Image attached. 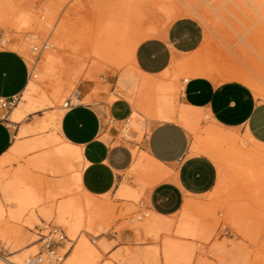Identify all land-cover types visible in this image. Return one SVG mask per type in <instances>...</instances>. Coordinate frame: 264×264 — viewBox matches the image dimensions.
Returning a JSON list of instances; mask_svg holds the SVG:
<instances>
[{"label": "rangeland", "instance_id": "1", "mask_svg": "<svg viewBox=\"0 0 264 264\" xmlns=\"http://www.w3.org/2000/svg\"><path fill=\"white\" fill-rule=\"evenodd\" d=\"M134 1H136V5H139L140 8L144 9H141L142 11L140 10V14L142 15L141 22L143 18L147 17L144 19V22H142V24H144L142 25L143 30L145 28L146 31L147 27L149 29V27H151L150 25H154L152 27L155 30V35L164 31L171 22L169 14L167 15L170 11L169 5L172 4L174 5V9H178L180 6L181 8L182 6L185 8V6H188L189 4L191 6L194 5L193 7L196 11L199 10L198 12H188L181 15L197 19L202 25L204 35L202 43L198 49L192 54L186 55L180 59H187L194 56V54L198 58L195 56L193 57L195 63L192 67H190V69H179L177 66H173L174 68L171 67L172 69L170 68L168 75H165L167 78H164L165 81H168L169 83L171 82V84L175 86L177 85L176 88L178 89H176L173 95L175 96L173 100L176 98V102L175 100L173 101V105L176 106V108L181 106V103L178 101V92L182 85L181 80L194 77L190 73L192 70L195 71V75L197 76H204L217 81H225L226 79H229H225L228 71H232L234 74L237 71H242L248 78H250L249 80L254 82L256 85L257 92H259L257 93L256 91H253L255 95L264 99V86H262L264 85V0H259L260 2L258 0H164L163 2L162 0H158V2H156V0H154L155 2L152 0H140L141 2L139 0ZM134 1L7 0L5 2L4 0L3 3L0 1V48L17 50L26 58L30 69L29 81L31 79L35 81L36 86H38L37 89L39 90H37V93H45L44 95L51 100L52 92L57 87V83L61 85L63 84L67 91L69 84L67 82H70L71 80L69 77L72 78V75L74 73L76 74L78 71L74 80V89L69 88L68 92L64 91L67 94H63L64 96L62 95L59 101L55 102L52 98L54 104L52 102L51 105H45L43 108L27 115L21 123L12 126L13 134L15 136L16 133L25 125H28L29 127H36L41 121L46 120V125L44 127L40 129L36 128L34 131L26 133L21 137H13V142L21 143L26 151L23 150L24 152L21 151L23 153L20 154L15 153L11 157V162L9 161L2 164L0 167V173L5 175L7 181L12 179V175H14L18 169L25 167L26 164L30 163L29 161L40 158V156L46 155V153L47 155L51 153L54 146L50 144L39 145L34 148L31 147L32 149L29 147L32 143L34 144L36 140L38 141L39 139L47 138L52 135L54 131H56L57 123H54L52 119L57 115L64 113V101L68 97H75L76 91H80L82 98H92L87 103H103L107 105L117 99H128L129 101L132 97H135V95L137 96V94H140L136 88V82L138 78L141 77V74L134 67V61L126 59L122 63L123 65L119 64L118 61L116 64V60H110L106 57L107 54H109V49H107V46H104L110 41H113L109 39L111 33H117L119 24L122 25L121 22L123 23L122 17L120 18L118 17L119 15L116 14L117 21H114L116 20V18H113L115 16L114 12L116 13L117 10L122 9L124 6H127V4ZM159 1L162 2L163 6H166H164L165 8L162 10H166L168 8L169 11L166 10L167 13L162 11L160 8L158 9V7L161 6V2ZM144 2H147L150 6L148 7L147 3L145 4ZM149 3H154V6L152 5L153 7H151V4ZM176 5H179V7H176ZM163 6L161 8H163ZM126 8L127 7L124 9L126 10ZM149 8L154 10H150V13ZM18 9L30 11L31 13H35L38 17H42V21H44L45 26L47 25L48 27L46 26L42 28L37 25H32V27H30V25L29 29V27L21 25V23L19 24L18 21L15 22L12 16H14L13 12L16 13ZM145 10L147 11V14H145ZM204 13L206 14L204 15ZM151 14H153V17ZM162 14L163 16H166L162 17ZM9 15H11V18H9ZM202 15H204L207 19L205 20ZM51 16H53V18ZM50 17L51 19H49ZM102 18H105L106 20H103ZM164 19H166V23L162 21ZM49 20L50 22H48ZM113 26L115 28L114 31ZM57 31H59V35L54 33H57ZM262 31L263 33L260 35V32ZM105 32L106 34L104 35ZM30 33L36 41L38 50L33 51L30 47L31 45L27 43L31 37ZM62 38L63 42H60L62 41ZM3 39L8 40L6 46L2 42ZM55 40H58L60 47L58 44L55 48L48 46L42 47L45 43H52ZM259 43L260 45H258ZM11 44L24 45L28 55L30 54V57L27 56L25 52L13 48ZM104 47H106V49ZM28 51H30V53ZM100 51L102 54H100ZM48 53H50L51 59H53V56L56 54L54 58V69L59 67L58 69L60 70L58 71V69H55L57 73H54L57 75L52 74L49 76L51 78L44 77L42 75V72L44 71L43 69H45L44 60L48 56ZM103 56H105L104 58L106 60H103ZM60 65L65 67L61 68ZM41 67L43 69L40 72ZM58 72H60L59 75ZM228 73L231 75L230 72ZM257 73L259 74V77ZM33 74H36L37 76L34 77ZM240 74L242 75V73ZM54 75L60 78L57 82L55 81V78L57 77ZM52 76H54L53 80ZM76 77L78 79H76ZM93 89L94 92L98 89V92H95L96 95L94 93H90ZM39 94H37V96ZM92 95L95 96L93 97ZM37 96L35 95V97ZM23 99L22 94L18 95L10 108L3 109L4 115L9 114L15 107L20 105L24 101ZM74 102L77 103V101ZM149 119V115L141 112L139 115L135 116L131 122H128L126 119L119 122L117 126L118 133L115 137H113L115 142L112 143V145L124 143L126 150L129 153L130 163L126 169L119 172L118 184L112 192L101 195V197H93V200L96 202L98 201L101 206H106H102L100 209L101 218L98 219L99 222L97 221L89 232H85L86 238L88 239L89 244L91 243L90 246L95 252L93 264H163L161 257H155L156 249L160 248L159 241L151 240V238H149V236L145 233L144 228L142 227L143 225L136 224L140 223V221L142 223L145 222L153 212L147 208L145 201L147 193L149 189H151V187H148L153 185L154 178L145 175L143 172H140L141 170H136L132 166L135 164L137 157L143 152L138 143L141 142L144 135L148 131L147 120ZM106 123L109 127L111 126L109 118L106 120ZM210 126H214L213 122L204 118L197 127L196 137L199 138L202 135V130L204 131V129ZM224 130L229 131V129ZM229 132L232 131L230 130ZM233 133H236L239 141V147L244 151L242 152L245 153L247 151V157L245 156L246 160L244 159L246 162L243 163L245 165H242L243 167L239 166V168L236 166L232 167L227 163L214 161L218 169V179L214 189L206 195L196 197L194 199L190 198L191 200L189 198L185 199L186 202L188 201L187 199H189L191 203H188L191 205L193 204V207L196 208L195 210L191 208V212H194V214H198L199 212V214H201L199 217L200 220H202L201 223H207L206 227L204 224V228L206 229V233H209V237L206 241L196 242L206 254L202 253V256L201 253H197L191 264H264V156L262 155L264 154V148L257 147L259 149H255L256 144L253 141L250 142L247 135H244L239 131ZM133 134L134 136L136 135V138L132 137ZM104 136L107 139H110V135L108 133ZM194 136L191 134L192 143L196 138ZM57 145L59 146L61 144ZM250 156L252 157L250 158ZM52 160L49 163L51 166H48L49 168L45 170L35 169L33 166L28 169V172H30L34 182L36 181L33 185L37 186L36 190H38L42 197L39 205L34 208V210L27 209L22 211L18 219L9 218L8 215L6 217L4 212L0 215V231L1 233L6 231L5 234L0 233V257L9 258L17 264H25V260L29 256L36 253L38 249H40L41 245H43V235H47L50 229L57 228L61 230L64 235H66V239L59 245L60 248L58 249L59 253L64 255L61 264L69 263L77 241L73 240V238H70L68 235V227L58 221L57 207L61 202L66 200L74 201L75 199L74 202H76L78 201V198L84 197L82 191L78 189L79 187L76 188L77 186L72 182L71 178L75 172L81 170L82 163L78 159L77 161L74 160L73 169L68 170L64 169L65 165L62 166L63 164L61 165L60 163V161H62V163L66 164L68 159L59 160L58 158L54 161L55 158H53ZM254 160L255 162H253ZM56 162L60 163V167H62L61 169H64V171L60 170V172L57 170L59 167ZM257 166L258 168H261L260 171L262 172L259 170L257 171ZM26 167L28 168L31 166L27 165ZM134 170L136 172H133ZM120 184L123 186L127 185L130 188L132 187L131 189H135L137 198L127 200V198L123 199L118 196L117 190ZM101 201L105 203L102 204ZM0 208L5 209L8 212L17 210L15 204L10 199L6 198L1 191ZM180 214L181 211L177 213V215L175 214L169 217L175 221L178 219ZM209 215L211 217H209ZM135 226L137 227L135 228ZM140 226L142 229H140ZM173 228L174 224L168 234L169 237L176 239L177 236ZM141 233L143 234V237ZM137 235L138 238H136ZM144 236L146 237L144 238ZM159 236V238L162 239L161 237L164 235L161 234ZM216 245H220L221 247L225 246L226 250L224 249L225 251L223 252L224 254L222 253V257L221 253L216 250ZM213 246L216 247L214 251ZM203 260H205V262Z\"/></svg>", "mask_w": 264, "mask_h": 264}, {"label": "bare ground", "instance_id": "2", "mask_svg": "<svg viewBox=\"0 0 264 264\" xmlns=\"http://www.w3.org/2000/svg\"><path fill=\"white\" fill-rule=\"evenodd\" d=\"M2 1V3L4 2V0H0ZM7 0H5L6 2ZM99 1V0H98ZM112 1V0H111ZM118 1V0H117ZM134 1V0H133ZM140 1V0H139ZM143 1V0H142ZM151 1V0H150ZM154 1V0H152ZM164 0H162L163 2ZM170 1V0H168ZM259 1V0H258ZM257 1V2H258ZM103 2V1H102ZM107 2V1H105ZM125 2V1H124ZM127 2V0H126ZM131 2L129 4H127V6H124L122 9L117 10L116 13L114 12V15H119L118 17H122V21L121 22L122 25L119 24L118 32L117 33H111L110 36V40H113L112 42L110 41L109 43L105 44L104 46H107V49H109V54H107V58L114 59L116 60V64L117 61L119 64L123 65L122 63L128 59V60H133V54H134V50L136 48V46L145 38L148 37H152L153 35H155L154 33V28L152 26L154 25H150L151 27L145 28L143 30V26L144 24H142V22H144V19L147 18H143L142 22H141V18L142 15L140 14V10L143 8H140L139 5H136L137 3ZM141 2V1H140ZM149 2V1H147ZM146 2V3H147ZM155 2V1H154ZM156 2H158V0H156ZM161 2V1H159ZM161 2V6L159 4L160 7H158V9L160 8L161 10L164 9L165 7L162 5ZM191 2V1H190ZM198 2V1H197ZM260 2V1H259ZM104 3V2H103ZM145 3V2H144ZM145 3V4H146ZM189 3V2H187ZM1 4V3H0ZM123 4V3H122ZM139 4V2H138ZM142 4V3H141ZM151 4V7H153L154 3H149ZM167 4V2H166ZM170 4V2H169ZM191 4V3H190ZM50 5V4H49ZM111 5V4H110ZM153 5V6H152ZM197 5V4H196ZM48 6V5H47ZM46 6V7H47ZM100 6V5H99ZM106 6V5H104ZM144 6V5H143ZM147 6L149 7L150 5ZM145 6V7H147ZM163 6V8H161ZM174 5H169V9H166L167 11H169V13H167L166 10H162L165 11V13H167V15L169 14L171 21L174 20L175 18L179 17V15H184L188 12H198L199 10H195V8L191 5L188 4V6H185V8L182 6L179 7V5H176V7L178 6V9H174L173 7ZM20 7V6H19ZM45 7V6H44ZM53 7V6H51ZM115 7V6H114ZM113 7V8H114ZM125 7L126 10L124 9ZM150 7V8H151ZM168 7V6H167ZM173 7V8H170ZM106 8V7H105ZM108 8V7H107ZM149 8V11L151 10ZM27 9V8H26ZM51 9V8H50ZM112 9V8H111ZM110 9V10H111ZM115 9V8H114ZM157 9V8H156ZM29 10V9H27ZM107 10V9H106ZM144 10V9H143ZM154 9H152L151 11H153ZM202 10V9H201ZM200 10V11H201ZM142 11V10H141ZM148 11V9H147ZM147 11L145 10V14H147ZM148 11V13H149ZM150 11V13H151ZM204 11V10H203ZM207 11V10H206ZM101 12V11H100ZM56 13V12H55ZM143 13V12H142ZM155 13V12H154ZM158 13V11H157ZM162 13V12H161ZM202 13V12H201ZM109 14V13H108ZM164 14V13H163ZM162 17L166 16L164 15ZM200 14V13H199ZM206 13H204L205 15ZM6 15V14H5ZM4 15V16H5ZM12 15V14H11ZM11 15H9L11 18ZM12 16L15 22H19V24L21 23V25L32 27V25L34 26H39V27H46L44 24V21H42V17H38L35 13H31L30 11H26L23 9H18L16 13L13 12ZM51 15V14H50ZM113 15V16H114ZM115 15V16H116ZM141 15V16H139ZM153 17V14H151ZM203 18L206 20L207 18L204 16ZM8 16V15H7ZM103 16V15H102ZM101 16V17H102ZM113 18H116L117 21V16ZM6 17V16H5ZM53 18V16H51ZM51 17L49 19H51ZM100 18V17H99ZM108 18V17H107ZM112 18V17H111ZM109 18V19H111ZM119 18V19H120ZM103 19V18H102ZM105 19V18H104ZM103 19V20H104ZM149 19V18H148ZM159 19V18H158ZM157 19V20H158ZM106 20V19H105ZM166 19L162 20L165 22ZM110 21V20H109ZM113 21V19H112ZM119 21V20H118ZM155 21V20H154ZM214 21V20H213ZM9 22V21H8ZM47 22V21H46ZM50 22V20L48 21ZM100 22V21H99ZM147 22V21H146ZM158 22V21H156ZM161 22V19H160ZM167 22V21H166ZM165 22V23H166ZM49 24V23H48ZM104 24V23H103ZM113 24V23H112ZM157 24V23H156ZM209 24V23H206ZM212 24V23H211ZM218 24V23H217ZM105 25V24H104ZM107 25V24H106ZM148 25V24H147ZM121 26V27H120ZM149 26V25H148ZM210 26V25H209ZM212 26V25H211ZM29 27V29H30ZM48 27V26H47ZM98 27V26H97ZM114 28V26H113ZM160 28V27H159ZM215 28V27H214ZM17 29V28H16ZM53 29V28H52ZM104 29V28H103ZM262 29V28H260ZM19 30V29H18ZM21 30V29H20ZM107 30V29H106ZM115 30V28L113 29V31ZM263 30V29H262ZM43 31V30H42ZM96 31V30H95ZM264 31V30H263ZM260 32V35L261 33ZM44 32V31H43ZM59 31L54 32L56 35L58 34ZM97 32V31H96ZM100 32V30H99ZM102 32V31H101ZM111 32V29H110ZM133 32V33H132ZM103 33V32H102ZM99 34V33H97ZM106 34V32L104 33V35ZM132 34V35H130ZM160 34V33H159ZM59 35V34H58ZM95 35V34H93ZM92 35V36H93ZM110 35V33H109ZM257 35V34H256ZM30 38H29V42H27L29 45H31L30 47L32 48L33 46L35 47V50H38V46L36 45V41L35 39H33L31 33H30ZM103 36V35H102ZM206 36V35H205ZM263 36V35H262ZM51 37V36H50ZM60 37V36H59ZM96 37V36H95ZM106 37V36H105ZM253 37V36H252ZM251 37V38H252ZM259 37V36H258ZM35 38V37H34ZM97 38V37H96ZM255 38V37H254ZM262 38V37H261ZM57 39V38H56ZM61 39V37H60ZM95 39V38H93ZM263 39V38H262ZM59 40V39H58ZM58 40L55 42H48L45 43V47H52L55 48L58 44ZM254 40V39H253ZM10 41V40H9ZM94 41V40H93ZM5 46L8 43L7 39H3L2 41ZM47 42V41H46ZM63 42V38L62 41ZM95 42V41H94ZM104 42V41H103ZM2 43V44H3ZM10 43V42H9ZM12 43V42H11ZM116 43V44H115ZM249 43V42H248ZM63 44V43H62ZM255 44V43H254ZM264 44V43H263ZM60 47V44H58ZM257 45V44H256ZM260 45V43L258 44ZM11 46L13 48L19 49L22 52H25L27 54V56L30 57V54L28 55L27 51H26V47L24 45H18V44H11ZM253 46V44H252ZM94 47V45H93ZM255 47V46H254ZM29 48V47H28ZM99 48V47H98ZM106 49V47H104ZM263 49V48H262ZM33 50V49H32ZM96 50V49H95ZM103 50V49H102ZM255 50V49H254ZM261 50V49H260ZM34 51V50H33ZM104 51V50H103ZM30 53V51H28ZM101 52V51H100ZM195 52V51H194ZM98 53V51H97ZM106 53V52H105ZM248 53V52H247ZM264 53V52H263ZM102 54V52L100 53ZM104 54V53H103ZM47 56V55H46ZM56 56V54H55ZM55 56H53L55 58ZM102 56V55H101ZM103 56V60L105 59ZM194 56L196 58H198L195 54ZM194 56H191L187 59H176L174 57L173 62L170 65V68H174L173 66H177L180 68H185V69H190V67H192V65L195 63L194 62ZM227 56V55H225ZM229 56V55H228ZM244 56V55H243ZM52 57V58H53ZM100 57V56H99ZM263 57V55H262ZM45 58V57H44ZM54 58L51 59L50 57V53H48V56L45 58V69H43L41 67L40 72L42 71V69L44 70L42 72V75L44 77H49L52 74H56L57 73V68L54 69ZM230 58V57H229ZM58 59V58H57ZM100 59V58H99ZM102 59V58H101ZM263 59V58H262ZM56 60V59H55ZM106 60V59H105ZM229 60V59H228ZM60 61V59H59ZM102 61V60H101ZM196 61V60H195ZM63 62V61H62ZM113 62V61H112ZM128 62V61H127ZM230 62V61H229ZM60 63V62H58ZM108 63V62H107ZM248 63V62H247ZM258 63V62H257ZM69 64V63H68ZM75 64V63H74ZM91 64V63H90ZM97 64V63H96ZM63 65V63H62ZM62 65L61 68L63 67ZM109 65V64H108ZM134 65V64H133ZM179 65V66H178ZM236 65V64H235ZM255 65V64H254ZM262 65V64H261ZM58 66V65H57ZM73 66V65H72ZM92 66V65H91ZM181 66V67H180ZM185 66V67H183ZM227 66V65H226ZM56 67V66H55ZM65 67V66H64ZM63 67V68H64ZM67 67V66H66ZM99 67V66H98ZM188 67V68H186ZM231 67V66H230ZM237 67V66H236ZM244 67V66H243ZM259 67V66H258ZM76 68V67H75ZM73 68V69H75ZM79 68V67H78ZM96 68V67H95ZM171 68V69H172ZM233 68V66H232ZM238 68V67H237ZM256 68V67H255ZM71 69V68H70ZM90 69V68H89ZM116 69V68H115ZM177 69V68H176ZM243 69V68H242ZM66 70V68H65ZM77 70V68H76ZM235 70V69H234ZM240 70V69H239ZM249 70V69H248ZM256 70V69H255ZM263 70V69H262ZM58 71H60L58 69ZM64 71V70H61ZM67 71V70H66ZM69 71V69H68ZM80 71V70H79ZM93 71V70H91ZM96 71V69H95ZM94 71V73H95ZM98 71V70H97ZM102 71V70H101ZM190 71V70H189ZM56 72V73H54ZM72 72V71H71ZM74 72V71H73ZM76 72V71H75ZM78 72V71H77ZM76 72V74H78ZM81 72V71H80ZM169 72V68L168 70L162 72L161 76H150L148 74H145L143 72H141V83L140 86L137 88L138 92L140 94H137V96L135 95V97H132V99L129 100V102L133 105V112L131 114V116L127 119L128 122H131L133 120V118L137 115H139L141 112L149 115V117L151 119H155V120H162V121H176L181 123L182 126H184V128H186L188 131L191 132V134H193L194 137H196V132H197V127L199 125V123H201V121L204 119V114L203 115L196 109L191 108L189 106L183 105L181 104V106L179 108H176V106L173 105V98L175 96L174 93L176 91V86L171 84V82L169 83L168 81H165L164 78L166 77L165 75H168ZM224 72V71H223ZM230 72L231 75L228 73ZM226 74V79L227 80H236L239 82H242L243 84H246L252 91H256L257 92V88L256 85L254 84V82H252L251 80H249L250 78L247 77L246 74H244V72L242 71H234L236 72L235 74L232 71H228ZM263 72V71H262ZM69 73V72H67ZM93 73V74H94ZM99 73V72H98ZM188 73V72H187ZM191 75L193 76H197L195 75V71H191L190 72ZM188 73V74H190ZM242 73V75L240 74ZM60 74V72H58V75ZM70 74V73H69ZM76 74L74 73L71 77H69L71 80L68 84V89H74L75 87V76ZM89 74V73H88ZM171 74V73H170ZM169 74V76H170ZM229 74V75H228ZM258 74V73H257ZM262 74V73H261ZM57 75V74H56ZM56 75H54L55 77H57ZM67 75V74H66ZM225 75V74H224ZM244 75V76H243ZM246 75V76H245ZM37 75L35 74V77ZM52 76V80L54 79ZM70 76V75H69ZM96 76V75H95ZM78 77V76H77ZM76 77V79H78ZM224 77V76H223ZM248 79H247V78ZM259 77V74H258ZM51 78V77H49ZM89 78V77H88ZM167 78V77H166ZM56 82L58 79L60 78H55ZM66 79L68 80V78L66 77ZM263 79V78H262ZM49 80V79H48ZM51 80V79H50ZM167 80V79H166ZM259 80V79H258ZM44 81V80H43ZM61 81V80H60ZM76 82V81H75ZM260 82V81H259ZM263 82V80H262ZM261 83V82H260ZM262 84V83H261ZM264 86V85H262ZM67 87V85H66ZM38 86H36L35 81H33L32 79L27 83L26 88L24 89L22 96H23V102L18 105L17 107H15L11 113L7 116L8 121L10 122L11 125L18 123V122H22L25 117L29 114V113H33L41 108H43L45 105H51L53 100L52 98L56 101H59V99L61 98V96L64 94L66 95L68 92V89L66 91L65 87L63 86V84H59L57 83V87L55 88V90L52 92V98L51 100L48 99L44 94H39L37 93V89ZM103 88V87H102ZM70 89V90H71ZM69 90V91H70ZM105 90V89H104ZM103 90V91H104ZM263 90V89H262ZM39 91V90H38ZM65 91V92H64ZM98 92V89L96 90ZM95 91V92H96ZM94 92V89L92 92L90 93H94L96 95V93ZM106 92V91H105ZM104 92V93H105ZM121 92V91H120ZM259 92V91H258ZM257 92V93H258ZM263 92V91H262ZM39 94L37 96V94ZM42 93V92H41ZM122 93V92H121ZM120 93V94H121ZM35 95L37 97H35ZM63 95V96H64ZM95 95H92L93 97ZM74 96V95H73ZM91 96V95H90ZM126 96V95H125ZM134 96V95H133ZM50 97V96H49ZM85 98V99H84ZM82 98L80 95V91H76L75 94V101H77V103H87L90 99L92 98H88L86 99V97ZM114 99V98H112ZM128 100V99H127ZM97 101V100H96ZM176 102V100H175ZM90 103V102H89ZM54 104V102H53ZM176 105V104H175ZM179 105V104H178ZM178 107V106H177ZM62 114L57 115L55 118H53V122L54 123H59V120L61 118ZM206 118V117H205ZM214 123V122H213ZM46 125V120H43L40 122V124L36 127H29L28 125H25L22 129H20L18 131V133L16 134V137H21L23 135H25L26 133L32 132L34 131L36 128L40 129L42 127H44ZM212 125V124H211ZM209 126V125H208ZM230 131V130H229ZM227 130H224V128H222L221 126H217L214 124V126H210L207 127L206 129H204V131L202 130V135L199 138H195L193 145H192V149L194 151H196L197 153H204L207 156L211 157L212 159H214L213 161H218L219 163H227L230 166H242L245 165L243 164L244 162H246L245 158L246 156V152L243 153L244 151L242 149H240L239 147V141L238 138L236 136V133L229 132ZM247 138L251 141H253L254 145H255V149L257 147H261L264 148V144L258 143L255 140H253L250 136L247 135ZM241 140V139H240ZM33 141V140H32ZM243 141V140H242ZM53 145L54 148H52L51 153L47 155H43L40 156V158H36L34 160L29 161L30 163L26 164L30 165L31 167H22L20 169L17 170L16 173H14V175H12V179H8L9 181L6 180V177L4 174L0 173V191L1 193L8 199H10L14 204L15 207H17L16 211H6L5 209L0 208V215L3 214V212L9 216V218L12 219H18L21 212L27 209H31L34 210V208H36L39 203L41 202V195L39 194L38 190H36V185L34 186L33 183L34 179L32 178V176L30 175V172H28L29 168L35 167V169H47L51 166V164L49 165L50 161L55 158L54 161H56L58 158L59 160L61 159H68L65 163H62V161H60L62 166H68L65 167L64 169H68L71 170L74 167V160L77 161V159L79 161H81L82 158V154H81V150L80 147H76L74 145H72L71 143H69L68 141L64 140L57 131H54L52 133V135H50L47 138H42L39 139L38 141L36 140L34 142V144L32 143V145L29 147H36L39 145ZM57 144H61V145H57ZM245 144V143H244ZM247 144V143H246ZM27 148V149H29ZM251 148V147H250ZM32 149V148H31ZM253 149V150H255ZM259 149V148H257ZM25 150V148L23 147V145L21 143H17L14 142L12 147L10 148V150L4 154L2 157H0V167L2 166V164H5L7 162H9L11 159V157L16 153V154H20L23 153ZM252 150V149H251ZM23 151V152H21ZM26 151V150H25ZM243 151V152H242ZM256 151V150H255ZM18 152V153H17ZM264 152V151H263ZM140 153V152H139ZM135 154V153H134ZM139 155V154H137ZM264 156V154H262ZM246 156V157H245ZM249 156V155H248ZM137 157V156H136ZM252 156H250L251 158ZM259 157V156H258ZM261 157V156H260ZM247 158V159H250ZM136 159V158H135ZM245 159V160H244ZM253 159V158H252ZM264 159V158H263ZM53 161V160H52ZM263 161V160H262ZM11 162V161H10ZM255 162V160L253 161ZM252 162V163H253ZM57 163V162H56ZM60 163H57L56 165L59 167V169L57 168L58 171H64V169L62 170L60 167ZM258 163V162H257ZM256 163V164H257ZM250 164V163H249ZM255 164V165H256ZM259 164V163H258ZM222 165V164H221ZM252 165V164H251ZM260 165V164H259ZM49 166V167H48ZM134 169L136 170H141L140 172H143L145 175H148L150 177L154 178L153 181V185L149 186L148 188H152L156 183L158 184V182L163 181V179H165L168 174L169 171L167 169L164 168V165L158 163V161H155L151 156H149L146 152H142L136 159V162L134 165H132ZM227 166V165H226ZM253 166V165H252ZM261 166V165H260ZM38 167V168H37ZM243 167V166H242ZM240 168V167H239ZM252 168V167H251ZM258 168V166H257ZM53 169V168H52ZM247 169V168H246ZM250 169V168H249ZM261 168H258L257 171H260ZM60 171V172H61ZM131 172V171H130ZM133 172H136L135 170ZM262 172V171H260ZM259 172V173H260ZM142 173V174H143ZM256 173V172H255ZM264 173V171H263ZM32 174V173H31ZM62 174V173H60ZM73 174V173H72ZM134 174V173H132ZM262 175V174H261ZM264 175V174H263ZM80 172L77 171L73 174L72 178V182L77 186L76 188H78L80 191H82L83 194V198H78V201L74 202L72 200H66L64 202H61L58 207H57V215H58V221L60 223H62L63 225H66L68 227V235L70 236V238L72 237L73 240L77 241V244L73 250L72 253V257L69 261L68 264H93L94 263V249L90 246L88 239L86 238L85 232H89V230H91L92 226L98 221V219L101 218V211L100 209L102 208V206L104 205H100V203L95 200H93V197H96L92 194H89L88 192H86L83 188H82V184H81V178H80ZM131 176V174H130ZM134 176V175H133ZM259 177V176H258ZM263 177V176H262ZM152 178V179H153ZM137 179V178H136ZM70 183V182H69ZM123 184V183H122ZM120 184V185H122ZM150 184V183H149ZM117 190V194L118 196L122 197L123 199L127 198L128 199H136L137 198V194L135 189H131L130 187L126 186H120ZM151 185V184H150ZM65 187V186H64ZM147 187V186H146ZM69 188V186H68ZM38 189V188H37ZM143 191V190H142ZM150 191V189H149ZM67 192V191H66ZM54 195V194H53ZM80 195V194H79ZM116 195V194H115ZM101 197V196H100ZM190 199V198H189ZM189 199H187L188 201L183 204L182 210H181V214L179 215L178 219H176L175 221H173V219H171L169 216H164V215H160L158 213H155L154 211L152 212V215L145 221V222H141L140 223H136V224H140L143 225L142 227L144 228L145 233L149 236V238H151V240L154 241H159V247L158 249H156L155 251V257L159 256L161 257V259L163 260V264H191L194 260V257L196 256L197 253H204L206 254L202 248H200V246L198 245V243L196 242H201V241H206L208 239V234L206 233V229L204 228V224L205 223H201L202 220H200V216L201 214H194V212H191L190 210L192 209H196L193 207V204L191 205ZM77 200V199H76ZM191 200V199H190ZM102 202V201H101ZM190 202V203H188ZM193 202V201H192ZM196 202V201H195ZM105 203V202H104ZM102 202V204H104ZM197 203V202H196ZM190 204V205H189ZM200 204V203H199ZM106 207V206H104ZM190 207V208H189ZM192 208V209H191ZM105 211V210H104ZM109 211V210H108ZM152 211V210H151ZM43 212V210H42ZM107 212V210H106ZM202 212V211H201ZM104 213V212H103ZM209 214V213H208ZM177 215V214H176ZM199 215V216H198ZM108 216V215H107ZM140 216V215H138ZM137 216V217H138ZM204 216V215H203ZM202 216V217H203ZM209 217H211L209 215ZM204 218V217H203ZM3 219V218H2ZM107 219V218H106ZM139 219V218H138ZM204 220V219H203ZM206 220V219H205ZM102 221V220H101ZM99 222V221H98ZM208 222V221H206ZM1 223V222H0ZM142 223V224H141ZM135 224V225H136ZM174 224V230H175V234L177 236V238H173V237H169V231L171 229V227ZM207 224V223H206ZM205 224V227H206ZM134 226V225H133ZM131 227V226H130ZM137 226H135L136 228ZM141 227V226H140ZM142 227L140 229H142ZM210 227V226H209ZM134 229V228H133ZM208 229V228H207ZM3 231V230H2ZM135 231V230H134ZM137 231V229H136ZM208 231V230H207ZM6 232V231H5ZM5 232L0 233L1 234H5ZM174 232V231H173ZM137 234V233H136ZM144 234V235H146ZM164 235L162 236L160 239L159 235ZM142 237L143 234L141 233ZM171 235V234H170ZM147 236V237H148ZM136 237V236H135ZM134 237V238H135ZM141 237V238H142ZM146 236H144L145 238ZM138 238V235L137 237ZM135 238V239H136ZM147 239V238H146ZM160 239V240H159ZM139 241V240H138ZM201 245V244H200ZM217 246V245H216ZM222 246V244H221ZM220 245L217 246V248L215 246H213V251L218 250L219 253H221V257L224 254L223 252L226 250L225 246L221 247ZM225 249V250H224ZM212 250V249H211ZM154 252V250H153ZM152 252V253H153ZM145 253V252H144ZM151 253V252H150ZM223 253V254H222ZM146 254V253H145ZM200 254V255H201ZM150 255V254H148ZM154 255V253H153ZM199 255V254H198ZM219 255V254H217ZM141 256V255H139ZM203 256V254H202ZM201 256V257H202ZM216 256V255H215ZM145 257V256H144ZM150 257V256H149ZM154 258V257H153ZM142 259V258H141ZM197 259V258H196ZM204 259V258H203ZM143 260V259H142ZM145 260V259H144ZM157 260V259H156ZM199 261V260H197ZM205 262V260H203ZM201 262V261H200ZM208 262V261H207ZM196 263V262H195ZM199 263V262H198ZM0 264H17L16 262L10 260L9 258H2L0 257ZM197 264V263H196ZM200 264V263H199ZM207 264V263H206Z\"/></svg>", "mask_w": 264, "mask_h": 264}, {"label": "crops", "instance_id": "3", "mask_svg": "<svg viewBox=\"0 0 264 264\" xmlns=\"http://www.w3.org/2000/svg\"><path fill=\"white\" fill-rule=\"evenodd\" d=\"M203 35L202 25L197 19L177 17L160 34L145 38L136 46L134 67L140 74L161 76L162 72L170 70L174 57L180 59L196 51ZM29 79L26 58L17 50L0 48V98L13 99L21 95ZM140 83L141 77L136 88ZM181 83L179 103L206 114L204 118L219 127L239 131L264 144V99L257 97L246 84L204 76L189 77ZM133 108L125 99H117L109 105L76 103L65 108L56 131L64 140L80 147L83 158L79 170L81 184L89 194L101 196L112 192L118 184L119 172L128 167L130 157L125 144L112 143L115 142L113 137L118 133L119 122L128 119ZM9 114L4 115L3 108H0V157L14 143L16 135L12 126L21 123L11 125L7 119ZM108 118L112 119L110 127L106 123ZM147 128L138 145L164 165L169 174L148 191L145 202L149 210L172 216L182 210L186 198L194 199L214 189L218 169L209 156L192 149L191 132L181 123L150 118ZM106 133L110 139L104 136ZM132 137L136 138V135Z\"/></svg>", "mask_w": 264, "mask_h": 264}, {"label": "built area", "instance_id": "4", "mask_svg": "<svg viewBox=\"0 0 264 264\" xmlns=\"http://www.w3.org/2000/svg\"><path fill=\"white\" fill-rule=\"evenodd\" d=\"M36 46H33L32 49L35 50ZM45 47V44L42 46ZM35 77V74H33ZM74 97H68L64 103V108H70L76 102H74ZM15 102V98L13 99H2L0 98V108L8 109L13 105ZM112 119H109V122H111ZM57 238H56V237ZM66 239V235L62 233L61 230L57 228L50 229L49 233L47 235H43L42 242L43 245H41L40 249L33 255L29 256L25 260V264H61L64 255L60 254L58 249L60 248L59 245L63 243V241Z\"/></svg>", "mask_w": 264, "mask_h": 264}]
</instances>
